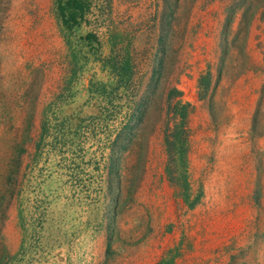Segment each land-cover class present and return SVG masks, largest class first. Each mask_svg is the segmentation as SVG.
Listing matches in <instances>:
<instances>
[{
    "label": "rangeland",
    "instance_id": "obj_1",
    "mask_svg": "<svg viewBox=\"0 0 264 264\" xmlns=\"http://www.w3.org/2000/svg\"><path fill=\"white\" fill-rule=\"evenodd\" d=\"M61 1L0 0V264H264V0Z\"/></svg>",
    "mask_w": 264,
    "mask_h": 264
},
{
    "label": "trees",
    "instance_id": "obj_2",
    "mask_svg": "<svg viewBox=\"0 0 264 264\" xmlns=\"http://www.w3.org/2000/svg\"><path fill=\"white\" fill-rule=\"evenodd\" d=\"M62 5H60V11L63 15L66 14V9L69 7H73L75 9V11L71 12V18L73 19V21H76V13L77 10L81 11L83 9V5L81 4V0H66V1H61ZM76 12V13H75ZM68 24L70 22L69 19H67L66 21ZM90 36V35H89Z\"/></svg>",
    "mask_w": 264,
    "mask_h": 264
}]
</instances>
